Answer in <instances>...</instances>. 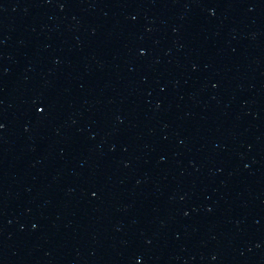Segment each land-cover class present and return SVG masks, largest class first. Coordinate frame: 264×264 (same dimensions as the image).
<instances>
[{"label":"water","instance_id":"1","mask_svg":"<svg viewBox=\"0 0 264 264\" xmlns=\"http://www.w3.org/2000/svg\"><path fill=\"white\" fill-rule=\"evenodd\" d=\"M0 264H264V0H0Z\"/></svg>","mask_w":264,"mask_h":264}]
</instances>
